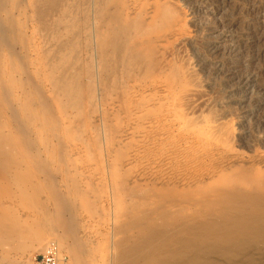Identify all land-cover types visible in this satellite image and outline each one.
Returning <instances> with one entry per match:
<instances>
[{
  "label": "rangeland",
  "instance_id": "obj_1",
  "mask_svg": "<svg viewBox=\"0 0 264 264\" xmlns=\"http://www.w3.org/2000/svg\"><path fill=\"white\" fill-rule=\"evenodd\" d=\"M46 1L0 0V88L42 89L27 95L32 105L55 111L44 109V129L28 139L14 132L9 108L0 112L4 140H35L0 154L9 161L0 163V264H35L52 243L59 264H184L176 260L190 245L231 227L218 216L228 190L242 202L264 190L220 180L244 171L264 183V0H117L123 16L142 12L129 76L157 81L127 89L116 56L108 52L106 70L97 52L91 0ZM158 6L167 18L152 20ZM204 185L220 190L206 196ZM150 228L168 230L169 241L150 240ZM136 243L146 254L125 260L119 250Z\"/></svg>",
  "mask_w": 264,
  "mask_h": 264
},
{
  "label": "bare ground",
  "instance_id": "obj_2",
  "mask_svg": "<svg viewBox=\"0 0 264 264\" xmlns=\"http://www.w3.org/2000/svg\"><path fill=\"white\" fill-rule=\"evenodd\" d=\"M46 1V0H45ZM49 1V0H48ZM51 1V0H50ZM53 1V0H52ZM51 1V2H52ZM59 1V0H58ZM56 1V2H58ZM87 1V0H86ZM120 1H123V0H120ZM40 2V1H38ZM47 2V1H46ZM53 5V3H51ZM115 1L114 0H91V19L93 20V37L95 38V41H96V45H97V48H98V53L101 54V57L105 59V57H108V52H112L115 56H116V62L119 63L118 66H122V74H123V82H124V85L126 87V89L129 87V85H134V84H137L138 82L141 84L140 85V88L142 85H146V82H147V79L148 82L154 87L157 83L156 80H154L155 78L153 77L152 78H149V77H145L143 74H140L138 73L136 76L135 75H132V76H129L130 72L135 70V64H139L137 60H135L136 58V50H132L131 48V42H132V39L134 36H137L139 34H142V32L137 29L135 26H137V23L141 21V15H142V12L141 10H139L138 12H136L134 15L132 16H129V15H124L123 16V5H118L117 4V0H116V3H114ZM125 2V0H124ZM128 2V1H127ZM133 2V0H132ZM43 3V2H42ZM40 3V5L42 4ZM34 4V3H33ZM48 4V3H47ZM49 4V5H50ZM55 4V3H54ZM59 5V2L57 3ZM120 4V3H119ZM131 4V3H130ZM129 4V5H130ZM39 5V6H40ZM44 5V3H43ZM56 5V4H55ZM56 5V6H58ZM73 5H74V2H73ZM76 5V3H75ZM37 6L36 8H38L39 11H42V9L40 7H38V5H35ZM46 7H51V6H48V5H44L41 6L43 8ZM126 6H128L126 4ZM79 7V5L77 6ZM132 7V6H131ZM138 7V6H137ZM136 7V9H137ZM40 8V9H39ZM54 8V7H53ZM51 7V10L53 9ZM159 6L157 7L156 11H155V14L153 15V18L152 20H154L155 17H160L161 18H167V14L168 12H159L157 13V10H158ZM47 8H45L44 10L46 11ZM56 9V8H55ZM130 9V7H129ZM50 10V9H49ZM48 10V11H49ZM50 10V12H51ZM79 10V9H78ZM43 11V14L44 13H48V11ZM128 11V10H127ZM133 12V11H132ZM42 13V12H40ZM46 13V14H47ZM55 13V12H54ZM131 13V12H130ZM45 14V16H46ZM50 16V15H49ZM44 17V16H43ZM51 17V16H50ZM79 20V19H78ZM77 20V21H78ZM83 22V21H82ZM75 24V23H74ZM79 26V25H78ZM10 29V28H9ZM43 29V28H42ZM46 29V28H45ZM78 32V31H77ZM1 33V32H0ZM103 33V34H102ZM102 34V36H101ZM2 35V34H1ZM163 35V34H162ZM75 36V35H74ZM73 36V37H74ZM146 36V35H145ZM154 38V37H153ZM66 39V38H65ZM152 40V39H151ZM155 41V39H153ZM157 40V39H156ZM70 41V40H69ZM99 41V42H98ZM145 41V40H144ZM143 41V42H144ZM72 42V41H71ZM94 42V41H93ZM147 42V41H145ZM151 42V41H149ZM153 42V41H152ZM156 42V41H155ZM64 43V42H63ZM69 43V42H68ZM74 43V42H72ZM138 45V42L136 43ZM51 45V44H50ZM63 45V44H62ZM69 45V44H68ZM95 45V44H94ZM110 45V47H109ZM95 47V46H94ZM144 47V46H143ZM68 48V47H67ZM93 48V47H92ZM137 48V47H136ZM94 49V48H93ZM177 49V48H176ZM157 50V49H156ZM159 50V49H158ZM79 51V50H78ZM95 51V49H94ZM172 53V52H171ZM76 55V54H75ZM95 56H96V53H95ZM172 56V55H171ZM110 58V57H109ZM51 59V58H50ZM75 59V58H74ZM97 59V57H96ZM106 60V59H105ZM114 61V60H113ZM147 61V60H146ZM177 61V60H176ZM97 63V61H96ZM184 63V62H183ZM187 63V62H186ZM105 69L108 70L110 67V63L109 61H105ZM103 65V66H104ZM99 66V65H98ZM100 66L102 68V65L100 63ZM144 66V65H143ZM135 67V68H134ZM79 68V67H78ZM100 68V67H99ZM113 68V67H112ZM118 68V67H117ZM119 70V68H118ZM195 70V69H194ZM96 71V70H95ZM156 71V70H155ZM165 72V71H164ZM96 73V72H95ZM103 73V72H102ZM119 73V72H118ZM135 73V72H134ZM97 74V73H96ZM110 74V73H108ZM118 75V74H117ZM101 76V75H100ZM108 76V75H107ZM167 76V75H166ZM170 76V75H168ZM167 76V78H168ZM177 76V75H176ZM161 77V76H160ZM99 78V77H98ZM107 79V77H106ZM105 79V82H107ZM169 79V78H168ZM60 80V78H59ZM62 80V79H61ZM119 80V79H117ZM155 83H153L154 81ZM96 81H97V78H96ZM109 81H110V77H109ZM153 81V82H152ZM168 82H171L168 81ZM190 82V81H189ZM149 83L147 85H149ZM153 83V84H152ZM176 83V82H175ZM21 84V83H20ZM117 84V83H116ZM119 84V82H118ZM180 84V83H179ZM66 85V84H65ZM12 86V85H11ZM118 86V85H117ZM138 86V84H137ZM6 87V86H4ZM40 87V86H39ZM70 87V86H69ZM143 87V86H142ZM172 87V86H171ZM30 88V87H29ZM35 88V87H34ZM34 88H26L25 86H23L21 84V86L18 85V87H6V88H0V112L2 111L3 107L6 108H9L11 111V123L14 124V129L16 131H14L15 133H21L22 137L24 138H31L30 135L34 132L36 133L37 135L41 134L40 130L41 129H44V125L45 124V119H44V116H41V113H44L46 111H44L45 108H48V104L49 102L47 103L46 106L48 107H45L44 108V104L43 102H40V108L41 110H39V105L37 107L34 108V106L32 105V100L27 96L29 94H32L34 95L35 92H32ZM42 88V87H40ZM57 88V87H56ZM119 88V87H118ZM148 88V86H147ZM157 88V86H156ZM39 89V88H38ZM38 89L35 88V90L38 92ZM138 89V88H137ZM40 90V89H39ZM42 90V89H41ZM40 90V91H41ZM191 90V88H190ZM128 91V90H127ZM131 92V91H130ZM44 93V91H43ZM171 93V92H170ZM38 94V93H37ZM36 94V95H37ZM125 94H126V91H125ZM122 95V94H121ZM120 95V96H121ZM167 95V94H166ZM169 95V94H168ZM30 96V95H29ZM40 96L41 95V92H40ZM159 97V96H158ZM157 97V98H158ZM166 97V96H165ZM33 98V96H32ZM38 99V96L35 97V99ZM42 99V98H41ZM128 99V98H127ZM31 100V101H30ZM34 100V99H33ZM35 101V100H34ZM33 101V103H34ZM45 101V100H44ZM48 101V100H47ZM119 101H120V98H119ZM127 101V100H126ZM124 101V102H126ZM167 101V100H166ZM37 102V101H36ZM37 102V104H38ZM51 102V101H50ZM45 103V102H44ZM46 104V103H45ZM35 105V104H34ZM52 105V104H51ZM141 105V103H140ZM143 106V105H142ZM51 107V106H50ZM53 107V105H52ZM52 107L49 109L51 110ZM140 108V107H139ZM4 109V111H5ZM8 109V110H9ZM126 109V108H125ZM137 109V108H136ZM134 109V110H136ZM145 109V108H144ZM7 110V109H6ZM46 110V109H45ZM53 112L54 109H52ZM51 110V111H52ZM172 110V109H171ZM49 111V114H51ZM124 111V110H123ZM8 112V111H7ZM57 112V111H56ZM127 112V111H126ZM3 114V113H1ZM1 114H0V118H1ZM5 114V113H4ZM40 115V116H39ZM42 115H46L45 114H42ZM29 117V120H22V117ZM47 116H48V113H47ZM51 116V115H50ZM55 116V115H54ZM53 117V116H51ZM50 117V119H51ZM55 118V120L59 117H53ZM52 118V119H53ZM143 118V117H142ZM4 119V117H3ZM20 119V120H19ZM25 119V118H24ZM51 119V120H52ZM148 119V118H147ZM146 119V120H147ZM167 120V119H166ZM53 121V120H52ZM150 121V120H149ZM5 122L4 120H1L0 121V127H5L7 126V123H3ZM37 122V123H36ZM48 122V120H47ZM51 122V121H49ZM58 122V121H57ZM179 123V122H178ZM54 124V123H52ZM60 125V123H57V125ZM53 126V125H52ZM55 128H56V125H55ZM188 128V127H187ZM212 128V127H211ZM47 129V128H46ZM49 129V128H48ZM53 129V128H52ZM51 129V130H52ZM56 129H59L58 127ZM145 129V128H144ZM5 130V129H4ZM49 130V131H51ZM55 130V129H54ZM52 130V131H54ZM60 130V129H59ZM11 131V130H10ZM13 131V129H12ZM39 131V133H38ZM42 131V130H41ZM48 131V132H49ZM163 131V130H162ZM1 132V130H0ZM7 132V131H6ZM58 130L55 132L57 133ZM46 133V132H45ZM162 133V132H161ZM2 133H0V140L2 141L0 143V154L2 153H5L7 155H10L12 153H10L11 151H14L16 150V147L17 145L21 144V145H26L27 143V146L28 148L30 147V145L32 146V142H29V140L26 141V139L24 140V138L22 139V141L20 143H14V139H13V143L11 144L8 140H4V135L2 136L1 135ZM7 134V133H6ZM5 136H7L9 134V131H8V134ZM11 134V133H10ZM54 133H50V135H53ZM58 134V133H57ZM171 134V135H170ZM215 134V133H213ZM18 135V134H16ZM20 135V134H19ZM18 135V136H19ZM61 135V134H59ZM59 135H57L59 137ZM156 135V134H155ZM168 135L171 137L172 136V132L171 133H168ZM48 136V135H46ZM193 136V135H192ZM8 137V136H7ZM12 137V136H11ZM17 137V136H16ZM35 137V135L33 136ZM13 138V137H12ZM20 138V136H19ZM49 138V137H48ZM52 138V137H51ZM36 139V138H35ZM42 139V138H40ZM50 139V138H49ZM47 139V141L49 140ZM60 139V137H59ZM154 139V138H153ZM24 140V141H23ZM172 140V139H171ZM201 140V139H200ZM199 140V141H200ZM230 140V139H229ZM11 141V140H10ZM31 141H35V140H31ZM59 141V140H57ZM57 141L55 143H57ZM26 142V143H25ZM44 142V141H43ZM31 143V144H30ZM35 143V142H34ZM33 143V145H34ZM60 143V142H59ZM42 144V142H41ZM45 144V143H44ZM47 144V143H46ZM50 144V143H49ZM15 148H13V146ZM53 145V144H52ZM59 144H57V148L59 147L58 146ZM26 147V146H24ZM47 147V145H46ZM27 149V147H26ZM30 149V148H29ZM49 149V148H48ZM212 149V148H211ZM28 150V149H27ZM31 150V149H30ZM29 150V151H30ZM59 150V148H58ZM210 150V149H209ZM57 151V150H56ZM7 152H9L10 154H8ZM53 152V151H52ZM32 153V152H31ZM4 154V156H5ZM17 154V153H16ZM37 154V153H36ZM35 154V155H36ZM53 154V153H52ZM58 154V153H57ZM34 155V153H33ZM38 155V154H37ZM3 155H1L2 157ZM13 156V155H12ZM16 156H19V154H17ZM15 154L13 156V159H16L14 157H16ZM32 156V155H31ZM8 157H11L8 156ZM58 158V156H56ZM7 158V156H6ZM23 158V157H22ZM33 159H36V157H33ZM39 158V157H38ZM9 159V158H8ZM12 159V158H11ZM40 159V158H39ZM38 159V160H39ZM228 159V158H227ZM2 162H0L1 164L2 163H5L8 164L9 161H5V159H0ZM18 160V159H17ZM36 160V162L38 161ZM11 161V160H10ZM41 161V160H39ZM7 162V163H6ZM21 162V160H20ZM42 162V161H41ZM13 164V161L11 162ZM19 164V162H15V164ZM0 164V165H1ZM216 164V163H215ZM40 165V164H39ZM43 165V164H42ZM256 165V164H255ZM7 166V165H6ZM5 166V167H6ZM9 167H11L10 165H8ZM18 166V165H17ZM26 167V163L24 165ZM41 166V165H40ZM2 167H3V164H2ZM29 167V166H28ZM1 168V167H0ZM20 168V166H19ZM215 169V167H213ZM251 168V167H250ZM249 168V169H250ZM253 168V166H252ZM15 171L17 168H14ZM242 169V168H241ZM26 171V170H25ZM29 171V170H28ZM17 172V171H16ZM34 172V171H33ZM44 173V171H41ZM244 171H241L240 174L238 175H234V176H229L230 174H225V176L221 177V181L223 182V185L227 184V185H245L247 187H260V186H263L261 181L259 182V177L257 176H254L252 177V175H248V174H245L243 173ZM16 174V173H15ZM5 175V174H4ZM9 175V174H8ZM12 175V174H11ZM18 175V174H16ZM23 175V174H22ZM3 176V175H2ZM7 176V175H6ZM24 176V175H23ZM15 177V176H14ZM2 178V177H0ZM5 178V177H4ZM16 178V177H15ZM17 178H21V175L19 177V175L17 176ZM28 178V177H27ZM194 178V177H193ZM210 178V177H209ZM7 178L4 179V181L6 180ZM11 179V178H10ZM12 180V179H11ZM197 180V179H196ZM220 181V182H221ZM15 182H16V179H15ZM14 182V183H15ZM29 183V182H28ZM13 184V183H12ZM23 184V183H22ZM221 185V184H220ZM214 186V185H213ZM264 188V187H263ZM22 189V188H21ZM24 189V188H23ZM55 189V188H54ZM252 189V188H251ZM56 190V189H55ZM199 190V189H198ZM220 189L217 188H213L212 185L209 186V185H204V188L203 190H201L202 193L206 194V196H208L211 192H214V191H219ZM236 190V189H235ZM234 190V192H228L230 190L227 191V193L225 195H223V199L222 201L219 203L221 204V207H220V214L218 216H224L222 218L219 219V224L220 222H226L227 220H231L232 223L230 222H227L225 223L227 226L230 225L231 227H227L226 226L222 227L223 229H227L224 230V233L223 235L224 236H219L218 238L214 239L212 238V236H210L212 233L209 234V236H205L203 238L198 239L199 242L196 243L195 245H190L189 247V251L187 250V253L185 255H181V256H178L179 259H177L176 261H178L179 263H182L183 261L186 260V262L184 264H228L229 262H233L234 264H264V190L259 191L257 192L256 194L254 195H251L250 192V195H247L245 196V200L242 202L243 199H238L237 196L239 195L238 193H236ZM23 191V190H21ZM191 191V190H190ZM237 191V190H236ZM240 191V190H239ZM24 192V191H23ZM196 192V191H195ZM200 192V193H201ZM210 192V193H209ZM243 192V191H242ZM209 193V194H208ZM220 193V192H219ZM241 193V192H240ZM245 193V192H244ZM255 193V192H253ZM21 194V192H20ZM25 194V193H24ZM185 194V193H184ZM28 195V194H27ZM186 195V194H185ZM203 195V194H202ZM205 197V196H204ZM242 197V196H241ZM206 198V197H205ZM243 198V197H242ZM174 199V198H173ZM220 199V198H219ZM177 200V199H175ZM170 201V200H168ZM188 201V200H187ZM217 201V200H216ZM151 203V202H150ZM156 203V202H155ZM3 204V203H2ZM191 204V203H190ZM202 204V203H201ZM162 205V204H161ZM203 205V204H202ZM201 205V206H202ZM3 207V206H2ZM0 207V210H2L3 208ZM2 208V209H1ZM157 209V208H156ZM219 209V208H218ZM151 210V209H150ZM215 210V208H214ZM217 210V209H216ZM1 213V212H0ZM204 213V212H203ZM151 214V212H150ZM163 214V213H162ZM166 214V212L164 213ZM211 214V213H210ZM209 214V215H210ZM205 215V214H204ZM208 215V214H207ZM228 215L230 217H228ZM147 216V215H146ZM217 216V217H218ZM166 217V216H165ZM209 217V216H207ZM216 217V218H217ZM144 218V217H143ZM163 218V217H162ZM198 219V217H196ZM195 218V219H196ZM216 218H213V219H216ZM155 219V218H154ZM183 219V218H182ZM200 219V217H199ZM212 219V220H213ZM218 219V218H217ZM216 219V220H217ZM162 220V219H161ZM194 220V219H193ZM192 220V221H193ZM208 220V218L206 219ZM211 220V219H210ZM212 220L208 223V221L204 222L207 223V225L209 226H212ZM216 220H213L214 222H216ZM143 221V220H142ZM157 222V221H156ZM184 222V221H182ZM181 222V223H182ZM147 223V222H146ZM194 223V222H193ZM217 223V222H216ZM215 223V225H216ZM159 224V223H158ZM163 223H161L162 225ZM185 224V222H184ZM202 224V223H201ZM201 224L199 225L198 223H196V226L199 225V227H201ZM218 224V225H219ZM223 224V223H222ZM224 224V225H225ZM175 225V224H174ZM189 225H191L189 223ZM194 225V224H192ZM203 225V224H202ZM214 225V224H213ZM150 226V225H149ZM148 226V227H149ZM180 225H177L176 227L179 228ZM205 226V225H204ZM217 226V225H216ZM143 227V226H142ZM151 227V226H150ZM174 227V228H176ZM195 227V226H194ZM193 227V229H195ZM215 227V226H214ZM213 227V228H214ZM218 227V226H217ZM165 228H167L165 226ZM165 228H163V231L165 230ZM181 228V227H180ZM189 228V227H188ZM192 228V227H191ZM208 228V226H207ZM221 226H220V230H222ZM158 229V228H157ZM169 229V228H168ZM177 229V228H176ZM182 229V228H181ZM197 229H198V226H197ZM195 229V230H197ZM211 231H213L211 228H209ZM151 230V228H150ZM174 230V229H171L170 230V233L171 231ZM185 230V229H184ZM183 229L180 230V231H184ZM187 230V229H186ZM190 230V229H189ZM199 230V229H198ZM202 230H204V228H202ZM217 231H219V227L216 229ZM177 231V230H176ZM179 231V229H178ZM193 231V230H192ZM209 230H207L208 232ZM210 231V232H211ZM216 231V232H217ZM37 232V231H36ZM64 232V231H63ZM162 232V231H161ZM159 232L157 230H151L150 233H149V237L151 238L150 240H153V238L155 237H162V235H165L166 236V232H168V230H166V232ZM173 232V231H172ZM191 232V231H190ZM200 232V231H199ZM214 232V233H216ZM178 233V232H177ZM186 233V232H185ZM188 233V232H187ZM186 233V234H187ZM201 233V232H200ZM37 234V233H36ZM52 234V233H51ZM56 234V233H55ZM68 234V233H67ZM71 234V233H70ZM174 234V233H172ZM171 234V235H172ZM194 234V233H193ZM198 234V232H197ZM205 234V233H204ZM219 234H221L219 232ZM218 234V235H219ZM60 235V234H59ZM170 235V236H171ZM175 235V234H174ZM173 235V236H174ZM190 235V234H189ZM208 235V234H207ZM39 236H42V235H39ZM37 236V239L38 237ZM49 236V235H47ZM169 236V232H168V235L167 237ZM172 236V237H173ZM196 236V235H195ZM199 236V235H197ZM36 237V236H35ZM171 237V238H172ZM176 237V236H175ZM185 237V236H184ZM191 237V236H190ZM215 237V235H214ZM41 238V237H40ZM169 238V237H168ZM180 238V236H179ZM178 238V239H179ZM183 237H181L182 239ZM187 238V237H185ZM42 239V238H41ZM59 239V238H58ZM163 239H166L169 241V239H167L166 237L163 238ZM192 239H194L192 237ZM8 240V239H7ZM187 240V239H186ZM189 240V239H188ZM19 241V240H18ZM173 241V240H172ZM184 241V240H183ZM193 241H197L196 240H193ZM171 242V241H170ZM187 242V241H185ZM193 242V243H195ZM12 243V242H11ZM178 243V241L176 242ZM188 243H192V241L190 240ZM7 244V242H6ZM131 244V243H130ZM167 244V242H166ZM173 244V243H172ZM181 244V243H179ZM183 244V243H182ZM11 245V244H10ZM18 245H19V242H18ZM25 245V244H24ZM171 244H169V248L172 246H170ZM197 245V246H196ZM23 246V245H22ZM21 246V247H22ZM128 246L127 248L124 247V249L122 250L121 247L119 251H121V255L123 257H125L124 259L128 260V259H132L133 257H137L139 255L143 256L144 257V254L145 251L144 249H141V247L139 246L138 243L136 244H133L132 247L131 245H126ZM180 246V245H179ZM181 246H184V245H181ZM187 246V244H186ZM189 246V244H188ZM187 246V247H188ZM178 248V247H177ZM185 248V246H184ZM175 249V248H174ZM180 249V247H179ZM183 249V247H182ZM181 249V250H182ZM185 250V249H184ZM183 250V251H184ZM170 251V249L168 250ZM173 251V249L171 250V252ZM182 251V252H183ZM179 253H181V251H178ZM186 252V251H185ZM177 253V251L175 250V254ZM178 253V254H179ZM184 253V252H183ZM219 254V259L218 257L216 258L215 254ZM170 253H168L169 255ZM173 254H171L172 256ZM177 255V254H176ZM201 255H203V257H201ZM215 255V256H214ZM167 256V255H166ZM171 256H167V257H171ZM176 257V256H175ZM164 258V256L162 257ZM161 258V259H162ZM173 258V257H171ZM220 258H223L224 260L226 259V261L224 260H220ZM156 259V258H155ZM174 259V258H173ZM157 260V259H156ZM165 260V258H164ZM166 260H168V263L167 264H171L172 262H169L170 260L167 258ZM165 260V261H166ZM175 260V259H174ZM159 261V260H158ZM163 261V259L161 260ZM164 261V262H165ZM181 261V262H180ZM237 261V262H236ZM166 263V262H165ZM174 264V263H172ZM176 264V263H175ZM178 264V263H177Z\"/></svg>",
  "mask_w": 264,
  "mask_h": 264
},
{
  "label": "built area",
  "instance_id": "obj_3",
  "mask_svg": "<svg viewBox=\"0 0 264 264\" xmlns=\"http://www.w3.org/2000/svg\"><path fill=\"white\" fill-rule=\"evenodd\" d=\"M61 254L55 243L49 245L46 251L35 258V264H59Z\"/></svg>",
  "mask_w": 264,
  "mask_h": 264
}]
</instances>
